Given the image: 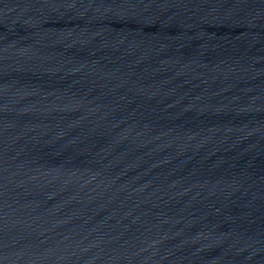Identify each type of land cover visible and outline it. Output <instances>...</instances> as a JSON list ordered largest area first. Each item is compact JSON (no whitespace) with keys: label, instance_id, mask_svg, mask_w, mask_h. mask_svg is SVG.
<instances>
[{"label":"water","instance_id":"obj_1","mask_svg":"<svg viewBox=\"0 0 264 264\" xmlns=\"http://www.w3.org/2000/svg\"><path fill=\"white\" fill-rule=\"evenodd\" d=\"M0 264H264V0H0Z\"/></svg>","mask_w":264,"mask_h":264}]
</instances>
